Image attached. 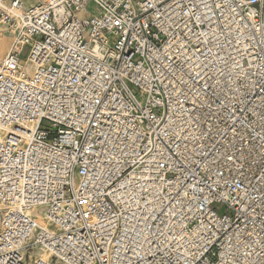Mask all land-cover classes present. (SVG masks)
Returning <instances> with one entry per match:
<instances>
[{
  "label": "built area",
  "instance_id": "built-area-1",
  "mask_svg": "<svg viewBox=\"0 0 264 264\" xmlns=\"http://www.w3.org/2000/svg\"><path fill=\"white\" fill-rule=\"evenodd\" d=\"M0 36V264H264V0H0Z\"/></svg>",
  "mask_w": 264,
  "mask_h": 264
},
{
  "label": "rangeland",
  "instance_id": "rangeland-1",
  "mask_svg": "<svg viewBox=\"0 0 264 264\" xmlns=\"http://www.w3.org/2000/svg\"><path fill=\"white\" fill-rule=\"evenodd\" d=\"M89 11H93V6L92 5H90V7H89ZM4 38H1L0 39V56L4 53V51L7 49V51H8V49H9V47H10V44H11V40L8 38V37H6V36H3ZM7 53V52H6ZM28 54H29V49L27 48L25 51H24V53H23V55H22V59H26L27 58V56H28ZM6 55V54H5ZM4 55V56H5ZM4 58V57H3ZM2 58V59H3ZM1 59V60H2ZM0 60V61H1ZM141 97H143V95L141 96ZM44 125H46V126H48V123H45ZM1 219V218H0Z\"/></svg>",
  "mask_w": 264,
  "mask_h": 264
},
{
  "label": "crops",
  "instance_id": "crops-1",
  "mask_svg": "<svg viewBox=\"0 0 264 264\" xmlns=\"http://www.w3.org/2000/svg\"><path fill=\"white\" fill-rule=\"evenodd\" d=\"M27 4H32L34 3L36 0H25ZM1 38H4V37H0ZM7 52V49L4 51V53L0 56V60L4 57V55L6 54Z\"/></svg>",
  "mask_w": 264,
  "mask_h": 264
},
{
  "label": "bare ground",
  "instance_id": "bare-ground-1",
  "mask_svg": "<svg viewBox=\"0 0 264 264\" xmlns=\"http://www.w3.org/2000/svg\"><path fill=\"white\" fill-rule=\"evenodd\" d=\"M0 37H3V36H0ZM37 256H38V258H43V259L46 258V256H44L43 254H38Z\"/></svg>",
  "mask_w": 264,
  "mask_h": 264
}]
</instances>
